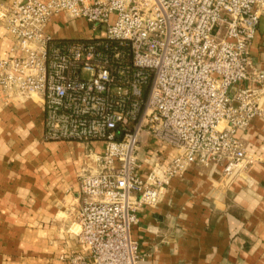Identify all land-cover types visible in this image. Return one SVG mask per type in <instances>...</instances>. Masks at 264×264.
Masks as SVG:
<instances>
[{
	"label": "built area",
	"instance_id": "2783aa9c",
	"mask_svg": "<svg viewBox=\"0 0 264 264\" xmlns=\"http://www.w3.org/2000/svg\"><path fill=\"white\" fill-rule=\"evenodd\" d=\"M263 13L264 0H0L3 101L41 105L45 142L85 145L71 231L86 251L68 264H141L133 227L175 178L196 166L228 184L261 161L240 132L264 119L250 54ZM56 15L103 35L54 33Z\"/></svg>",
	"mask_w": 264,
	"mask_h": 264
},
{
	"label": "crops",
	"instance_id": "0c3cea01",
	"mask_svg": "<svg viewBox=\"0 0 264 264\" xmlns=\"http://www.w3.org/2000/svg\"><path fill=\"white\" fill-rule=\"evenodd\" d=\"M58 21L49 29L62 35ZM11 46L0 24V58ZM250 54L264 69V13ZM43 132L41 105L6 104L0 94V264H68L67 254L86 251L71 231L85 145L45 142ZM240 136L261 159L246 176L224 184L220 170L191 166L159 206L139 212L132 233L141 264H264V119Z\"/></svg>",
	"mask_w": 264,
	"mask_h": 264
},
{
	"label": "rangeland",
	"instance_id": "374dc122",
	"mask_svg": "<svg viewBox=\"0 0 264 264\" xmlns=\"http://www.w3.org/2000/svg\"><path fill=\"white\" fill-rule=\"evenodd\" d=\"M60 29L62 35L71 37V32L74 33L75 38H87L92 35L102 36L103 33L99 29L97 31L93 30V26L88 24L85 20H75L71 22L61 21L58 23V30ZM59 31V32H60ZM59 34V33H58ZM3 100V98L1 97Z\"/></svg>",
	"mask_w": 264,
	"mask_h": 264
}]
</instances>
